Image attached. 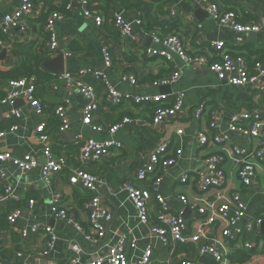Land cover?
I'll return each instance as SVG.
<instances>
[{
    "label": "crops",
    "instance_id": "obj_1",
    "mask_svg": "<svg viewBox=\"0 0 264 264\" xmlns=\"http://www.w3.org/2000/svg\"><path fill=\"white\" fill-rule=\"evenodd\" d=\"M35 1H37L36 13L30 18L31 30L32 25L34 30L31 31L30 38L22 37L17 31L2 36L4 45L0 46V73L17 70L22 66L23 57L16 45L45 42L40 35L43 34L40 17L43 9H50V6L43 0ZM214 1L224 11H236L239 22L259 25L260 32L250 37V34H239L220 26L200 0L153 2L152 17L160 21L178 20L180 30L174 33L182 38L188 55L197 59L192 64L185 63L178 56L168 61L147 54L149 48L162 49L161 46L155 45L152 39V35L160 34L161 29L156 28L158 31L155 32L148 31L147 23L141 18L137 5L126 9L118 0H114L109 6L107 0H95L94 6L106 8L100 13L104 19L101 27L93 18L85 15V8L79 2H74L69 10H57L64 14L63 19L55 24L60 52L53 54L42 63V70L53 79L42 83L36 76L31 78L35 81V95L42 102L48 124L53 111L48 113L47 106L53 107V110L58 105L67 108L71 122L70 129L64 133L48 130L49 145L56 160L58 162L65 160L66 165L61 173L53 174L49 181L44 179L42 169L46 163L43 153L45 145L36 133L39 118L33 107L24 99L0 104V130L17 127L15 131L8 132L6 138L1 141L0 153L11 152L18 157L31 155L39 163L37 169L28 173H21L11 162L5 165L7 178L0 180V195H3L6 188L11 185L15 198L0 202V215L6 217L12 211L19 209L22 211V217L18 219L15 227H10L5 222L0 224V258L3 264H64L70 258L69 249L75 245L81 248V253L78 255L79 264H87L105 256L109 247L126 235L138 240L137 247L130 251V264H137L148 247L153 248V264H180L186 259L194 260L198 264H220L211 256H199L194 247L193 251L181 252H177V248L171 254L163 242L151 233L150 226L140 223L135 207L124 190L126 183L133 181L137 171L149 161L150 154L163 144L171 145L172 154L177 150L183 151L178 162L163 176L158 187V193L166 199L169 211L182 213L188 233L194 235L204 228L209 218V215H202L199 208L205 207L207 202L231 204L232 196L240 194L245 211V217L240 225H252V232L228 238L220 220L216 219L214 224L206 226L203 239L207 242L214 240L218 242L226 264H264V227L262 226L264 165L257 167L256 183L246 188L239 179L241 159L233 152L234 147L249 151L256 150L264 139V78L253 87L232 86L226 81H221L209 69L210 63L219 60L218 52L211 46L213 42H224L227 45V52L242 55L249 65L264 59V0ZM62 3V0H52L54 10L59 9ZM19 5L20 0H0V20L6 14L15 12ZM199 11L200 18L197 16ZM120 13H123L133 25L135 40L132 42L125 40L113 26L115 16ZM141 19L143 23L139 24ZM107 44L111 47L113 57V67L108 70L105 68L102 52ZM59 54L64 55V75L76 74L88 69L104 71L108 75L109 83L125 95L124 102L120 106H109L103 100L106 96L103 83L92 78L86 79V83L96 89L102 102L94 115L95 125L109 129L125 117H130L133 122L115 134H110L107 130L99 132L86 125L83 109L88 100L80 93L75 82H68L62 79L63 76L49 73L43 68L46 61L54 59ZM178 71L181 72V78L176 84L165 86L168 87L166 89L154 85L160 79ZM124 77L131 78L125 81ZM12 80L15 79H0V95H3V99L12 90L10 87ZM178 93H185L183 111L163 127L156 129L151 124L154 117L153 107L136 105L131 100L132 96L167 95L170 100L165 101V106L173 103ZM202 104L206 105V110L200 116L197 111ZM12 110L19 111L20 117L8 119V114ZM244 112L259 113L262 124L259 137L246 138L230 131L231 118ZM214 116L219 123L218 130H211L209 126ZM247 124L251 125L252 122L249 121ZM179 130H182L183 134L179 135ZM200 131L206 132L210 140L220 136L225 141L222 145L202 148L198 143ZM86 140L116 141L121 143L122 147L112 151L105 159L84 163L80 159V152ZM214 154L222 157L221 167L226 174V182L224 186L202 194L197 189L196 181L199 173L205 169L204 159ZM78 170L99 177L97 194L112 216L111 221H101L106 233L104 238L96 242L88 238L89 215L84 209V204L89 199V194L69 183V176ZM185 174L190 175V181L182 184L181 177ZM151 181L142 182V187L148 188L152 185ZM57 194L65 197L70 207V214L83 227L82 231L52 215L49 200ZM180 196L187 198L188 207L181 202ZM31 199L36 200V205L29 210L27 204ZM149 211L150 220L154 223L158 211L155 198L150 202ZM260 218L263 221L257 225L256 221ZM36 224L51 227L57 238L55 247L47 256L43 253L48 246L49 238L44 232L33 234L32 228ZM23 229H27L29 233L27 238H23L20 234ZM246 244L253 245L251 251H247ZM247 252L251 254L247 262L232 261V257L236 258L238 253L247 254ZM18 253L21 256H17Z\"/></svg>",
    "mask_w": 264,
    "mask_h": 264
},
{
    "label": "built area",
    "instance_id": "obj_2",
    "mask_svg": "<svg viewBox=\"0 0 264 264\" xmlns=\"http://www.w3.org/2000/svg\"><path fill=\"white\" fill-rule=\"evenodd\" d=\"M95 0H70L66 7L67 10L72 8L74 2H79L85 8V15L95 20L96 24L101 27L104 24V19L99 12H90L88 7ZM148 2H156L159 0H147ZM202 5L206 8L208 13L215 19V21L224 28H229L234 32L243 35L252 33H259L261 28L257 24H243L238 20V14L234 10L224 11L220 5L214 0H200ZM36 13V6L34 0H20L18 9L10 14H6L0 20V46L4 45L2 36L11 35L17 31L24 38H30L31 27L29 25L30 18L34 17ZM64 14L60 11H53L49 14L45 33L48 38L46 41V51L49 56L60 52V43L55 33V24L57 21L63 19ZM190 21V20H189ZM141 24V21L138 22ZM114 27L119 31L121 36L127 41H134L135 35L133 25L128 21L123 13L117 14L113 20ZM153 43L161 46L162 49L149 48L147 54L151 57H161L166 60H172L174 56L180 57L185 63L192 64L197 59L188 55L185 44L179 34H171L161 36L160 34L152 35ZM213 49L219 54V60L210 63L209 69L212 73L217 75L221 81H226L232 86H245L253 87L264 78V60L258 61L253 70H250V65L247 63L242 55H232L227 52V45L224 42L211 43ZM105 68L111 69L113 67V57L111 47L107 44L102 49ZM205 61L204 59H201ZM92 78L101 81L106 90L104 102L112 107L120 106L124 102L125 95L114 88L108 81V75L100 70H84L76 74H65L62 79L68 82H75L80 93L85 96L88 103L83 109L84 123L91 126L94 130L99 132L108 131L110 134H115L124 129L133 120L130 117H125L121 122L116 123L109 129L94 124V115L98 112L101 100L99 99L96 89L86 83V79ZM131 77H124L128 80ZM181 78V72H174L172 75L160 79L155 82L156 87L172 86L176 84ZM11 92L6 95L5 99L0 100V104L14 102L18 99H24L33 107L35 114L39 118V125L37 126L36 133L41 142L44 143V156L46 159L45 166L42 169L44 179L50 180L53 174L61 173L66 165V161L58 162L54 156L52 147L49 145L50 135L47 132L48 117L45 114L42 102L36 97L35 81L31 77H22L20 79L10 81ZM131 100L136 105L151 106L155 105L152 126L156 128L163 127L170 122L176 115L183 111L185 107V93H178L175 97L174 104L170 107L164 106L166 100H169L167 95L157 96H132ZM206 110V105L202 104L198 108V115H202ZM53 116L60 122L58 133H64L71 127V122L67 108L64 105H58L53 110ZM13 117L19 118L20 113L17 110H12L8 114V119ZM249 121L252 124H247ZM211 130H218L219 123L214 116L210 123ZM262 124L260 123V115L257 112L249 113L244 112L234 115L231 118L229 129L231 132L237 133L246 138H255L260 136ZM17 129L12 126L10 130H0V143L3 141L8 132H13ZM178 134H183L182 130ZM227 139V138H226ZM225 141L224 138L216 136L210 140L206 132L198 133L199 146L204 148L209 145H222ZM169 144H163L157 147L149 157V161L144 163L137 171L136 177L133 181L126 183L124 190L128 194L130 201L133 203L137 212L139 221L142 225H149L151 233L158 237L166 249L173 254L178 248L179 244H192L199 256H211L220 264L224 262V254L218 247L217 241L207 242L204 235L206 233V226L214 224L218 219L220 220L221 227L228 238L239 236L243 233H251L253 230L252 225H240L245 217L244 206L240 194H234L231 199V204H224L219 202H207L206 206L199 208L202 215H209L204 228L199 230L197 234L190 235L182 213H174L169 211L166 199L158 193L163 176L178 162L183 154L182 150H177L175 154L171 152ZM122 145L116 141L97 142L94 140L84 141L80 159L82 162L100 161L109 157L115 149L121 148ZM233 152L236 157L241 159V168L239 170V179L244 187L249 188L256 183L257 180V167L264 165V139L261 145L256 150H245L240 147H234ZM11 162L13 167L21 173H28L38 168L39 163L35 157L31 155H23L22 157L14 156L11 152L0 153V180L7 178L5 165ZM222 157L218 154L209 155L204 159L205 169L199 173V178L196 181L197 189L202 194L209 193L214 188L224 186L226 182V174L221 167ZM147 180H152V185L148 188H143L141 183ZM190 181V175L185 174L181 177V183L187 184ZM69 183L75 188L86 191L91 197L84 204V209L89 215V234L88 238L96 242V240L105 237V230L101 225L102 220L111 221L112 216L108 210L105 209L102 199L97 194V185L99 177L95 174L78 170L69 176ZM12 186H8L3 195H0V202L5 200L14 199ZM155 198L158 205L156 214V221L152 223L150 216V202ZM179 199L188 207V201L185 196H180ZM36 205V200L31 199L28 201L27 208L32 210ZM49 207L52 215L67 225L75 226L80 231L83 227L78 221L70 214V207L66 203V199L62 194H57L49 200ZM196 208V207H195ZM22 217V211L17 209L9 213L6 217L0 215V224L7 223L10 227H15L18 219ZM262 219H257L256 224L260 225ZM33 234L44 232L49 240L48 246L45 249L44 256H47L50 250L55 247L56 236L53 229L49 226H42L36 224L32 228ZM23 238H27L29 233L27 229L20 231ZM138 240L134 237L123 236L113 246L109 247L107 254L103 257L91 261L87 264H130V251L137 247ZM247 251H251L253 245L246 244ZM70 258L64 264H79L80 260L78 255L81 253L79 246H73L69 249ZM17 256H21L20 253ZM0 264H3L0 258ZM137 264H153V248L148 247ZM180 264H198L194 260L186 259Z\"/></svg>",
    "mask_w": 264,
    "mask_h": 264
},
{
    "label": "trees",
    "instance_id": "obj_3",
    "mask_svg": "<svg viewBox=\"0 0 264 264\" xmlns=\"http://www.w3.org/2000/svg\"><path fill=\"white\" fill-rule=\"evenodd\" d=\"M35 1V0H34ZM106 1V0H105ZM37 1H35L36 3ZM43 2H45L48 6H50L46 9H43L42 15L40 17V20L42 21L43 27H42V31L40 34L43 39H45V42H41V43H37V42H29L28 44H20V45H16V48L18 49L19 53L21 54V56L23 57V64L22 66L17 69V70H13V71H9V72H1L0 73V79H20L22 77H33L36 76L39 80V82H50L53 77L50 76L49 74L45 73L42 70V63L47 60L50 56L48 55L47 51H46V41H47V34L45 33V26H46V21L47 18L49 16V14L53 11H55V7L52 6V0H43ZM62 4L61 7L59 9L56 10H63L66 9V7L68 6V4L70 3V0H62ZM114 0H107V4L108 6L113 3ZM118 2L121 4L122 7L129 9L132 6H136L139 8V13L143 16H141L142 19H144V21H146L147 25L146 28H148L147 30L150 32H155L158 31L156 28H160L161 29V36H167L170 34H175L174 31H179L180 30V25L177 22L178 20H165V21H160L157 18H154L151 16V11L154 9V4L152 2H146L145 0H118ZM156 3V2H154ZM90 12H99L101 13L102 11L106 10V8L104 9V7L101 6H94V3H91L88 7ZM141 19V23H143V20ZM30 21H29V25H30ZM114 26V25H113ZM31 27V25H30ZM115 28V27H114ZM116 29V28H115ZM33 25H32V30L33 31ZM118 32V31H117ZM118 34V33H117ZM118 36H120L118 34ZM233 55V54H232ZM235 56V55H234ZM264 60V59H263ZM262 60V61H263ZM258 61L254 62L253 64L250 65V70H253L254 65L257 63ZM3 95H0V99L2 98ZM170 100V99H169ZM174 104L173 103H169L168 105L165 106H172ZM153 107V110L155 112L156 110V106L155 105H151ZM48 113H52L53 111V107L47 106ZM153 122V119H152ZM60 127V122L58 121V119L56 117H54L53 115L49 118V124H48V128H47V132L48 130L52 131V132H58ZM51 132V133H52ZM91 197V195H89V198ZM193 247L194 245L192 244H179L178 245V249L177 252H181L184 250L187 251H193ZM195 249V247H194ZM250 252L247 254L245 253H238V255H236V258H238L236 260L235 257H232V261H238L240 263H245L250 259Z\"/></svg>",
    "mask_w": 264,
    "mask_h": 264
},
{
    "label": "water",
    "instance_id": "obj_4",
    "mask_svg": "<svg viewBox=\"0 0 264 264\" xmlns=\"http://www.w3.org/2000/svg\"><path fill=\"white\" fill-rule=\"evenodd\" d=\"M200 14L201 12L199 11L197 13L198 18H200ZM254 33L250 34V37L253 36ZM43 68L52 74L58 75V76H63L65 73V60H64V55L59 54L57 57H55L54 59L50 60V61H46L43 64ZM168 87H165L163 89H166ZM264 227V223L262 225Z\"/></svg>",
    "mask_w": 264,
    "mask_h": 264
}]
</instances>
